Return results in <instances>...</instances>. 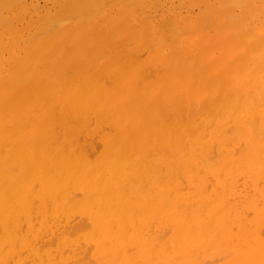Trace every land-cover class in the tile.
Wrapping results in <instances>:
<instances>
[{
  "label": "bare ground",
  "instance_id": "bare-ground-1",
  "mask_svg": "<svg viewBox=\"0 0 264 264\" xmlns=\"http://www.w3.org/2000/svg\"><path fill=\"white\" fill-rule=\"evenodd\" d=\"M0 264H264V0H0Z\"/></svg>",
  "mask_w": 264,
  "mask_h": 264
}]
</instances>
